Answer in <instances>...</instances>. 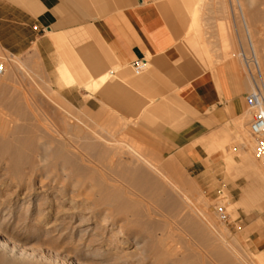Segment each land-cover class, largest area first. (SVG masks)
I'll return each instance as SVG.
<instances>
[{
	"label": "rangeland",
	"instance_id": "1",
	"mask_svg": "<svg viewBox=\"0 0 264 264\" xmlns=\"http://www.w3.org/2000/svg\"><path fill=\"white\" fill-rule=\"evenodd\" d=\"M220 1L226 15V26L219 27L220 36L226 38L229 34L234 40L233 61L249 81L250 93L257 87L264 91V0ZM226 46L223 40L222 50L228 52ZM0 62L6 65V73L0 79V99L3 97L0 118L13 122V129H20L14 138L26 137L23 132L26 127L32 133L26 137L31 141H27L24 151L17 141L13 142L17 137L11 138L16 144L11 151L22 150L21 154L8 152L0 143L1 242L12 240L28 254L46 260L55 258L65 264H237L236 260L238 264L240 261L243 262L240 264H264V168L255 158V144L249 129L252 116L246 104L243 117L233 120L220 136L205 140L204 167L189 169L188 163L172 153L159 138L143 130L134 120L123 119L100 100L93 102L91 108L70 103L52 89L36 57L13 56L0 46ZM91 92L99 93L95 89ZM69 113L83 120L85 133L66 134ZM58 134L71 146L68 151L74 162L69 161L74 164L69 163L70 170L80 168L72 173L67 164L66 171L72 174L63 172L67 178L60 176L52 187L50 179L54 173L59 174L57 165L64 164V159L57 163L52 160L47 166L38 164L34 156L37 157L39 153L35 154V150L44 142L50 145L51 151L55 150L60 141ZM35 162L36 166L54 172L49 180L42 179L40 172L32 175L31 164ZM86 171L95 180L91 177L92 182L88 180ZM84 174L88 179L81 176ZM100 174L103 179H99ZM28 176L33 180L29 181ZM25 182L31 183L26 186ZM41 186L49 187V191L40 193ZM16 189L18 196L13 198ZM70 193L74 208H90L93 214L78 215L72 207L65 206L66 216H73V220L71 217L66 220L67 229L51 235L48 232L45 238L24 225L25 219L29 221L36 216L37 206L44 199L50 195L62 199ZM184 194L194 206H187ZM218 203L226 206L230 216L225 224L214 214ZM86 230L89 234L84 235ZM87 236L88 241L102 240V245H95L90 252L105 256L104 260L81 257L88 252L79 240ZM259 238L261 242L257 245L255 241ZM221 239L223 244L219 243ZM233 253L238 254V259Z\"/></svg>",
	"mask_w": 264,
	"mask_h": 264
},
{
	"label": "crops",
	"instance_id": "2",
	"mask_svg": "<svg viewBox=\"0 0 264 264\" xmlns=\"http://www.w3.org/2000/svg\"><path fill=\"white\" fill-rule=\"evenodd\" d=\"M223 8L220 0H0V46L36 57L73 105L100 100L197 169L205 140L245 115L251 90L234 40L220 36Z\"/></svg>",
	"mask_w": 264,
	"mask_h": 264
},
{
	"label": "bare ground",
	"instance_id": "3",
	"mask_svg": "<svg viewBox=\"0 0 264 264\" xmlns=\"http://www.w3.org/2000/svg\"><path fill=\"white\" fill-rule=\"evenodd\" d=\"M5 75V74H4ZM2 92H3V89H2ZM0 96H1V94H0ZM1 99H3V97H1ZM1 99H0V101H1ZM2 103H3V100H2ZM1 104V103H0ZM6 108V107H5ZM62 111V110H61ZM64 112V111H63ZM66 113V112H65ZM64 113V114H65ZM63 114V115H64ZM67 114V113H66ZM70 114V113H69ZM57 115V114H56ZM67 117V116H66ZM68 117H70V118H72V119H70L69 118V123L67 124L69 127H67V129L66 130H64L65 132H66V134L69 136V134L71 133V131H74V132H76V134L78 133V134H83V133H85L84 132V124L82 123V121H81V119L80 118H78L77 116H76V118H73L72 116H71V114H70V116H68ZM6 119V118H5ZM5 119H1L0 118V143L3 145V147H4V149H8V152H10L11 151V149H13L14 148V146H16V144L14 145L13 144V142L15 143V141H17L18 142V144H19V147H21V146H23V151H24V149H25V147L27 146L26 144H27V141L28 140H30L31 141V139H29V138H26L27 137V135L29 134L30 136H32L31 134H30V132L28 133V131H29V129L26 127V129L25 128H23V132L24 133H26L27 135H26V137H24V135H23V138L22 137H20V138H22L23 139V145H21L22 143V139L20 140V138L18 137V136H16L15 138H14V136H15V133L16 132H18L20 129L18 128V129H13L14 127H12L11 125L13 124V122H11V121H9V120H5ZM55 120V119H54ZM67 120H66V122H67ZM59 125V124H58ZM86 126V125H85ZM87 127V126H86ZM56 128V127H55ZM88 128V127H87ZM28 129V130H27ZM54 129V128H53ZM53 129H51L50 130V132L51 131H53ZM92 129V128H91ZM90 129V130H91ZM73 132V133H74ZM23 133V134H24ZM19 134V133H18ZM20 134H21V131H20ZM91 134H93V133H91ZM90 134V135H91ZM28 135V136H29ZM62 135H64V134H62ZM71 135V134H70ZM95 135V134H94ZM21 136V135H20ZM66 136V135H65ZM79 136V135H78ZM84 136V135H83ZM82 136V137H83ZM57 137L60 139V141H59V143L57 144V148L55 149V150H53V151H51V149H49V146L47 145V144H45V142H44V145H42L41 147H39L38 149L36 148V152H35V154L38 152L39 154L37 155V157H36V155L34 156L35 158H36V160L38 159V164H40V163H43V165H47V166H49L48 165V163L49 162H51L52 160H55V162L56 161H58L59 159H64V164L63 163H61L60 165H57V166H60L59 167V174L58 175H55V173L51 170H49L50 172H48L47 171V169H45V168H43L42 169V166H40V165H42V164H40L39 166L41 167H39V166H36V164H37V162H35V164L34 163H32L31 164V169H30V171H31V173H32V175L34 174H36V173H38V172H40V177L43 179V178H45V179H48L49 180V178H50V175H52L53 173H54V176L50 179L51 181H52V187H53V185H54V183L56 182V180H58V178L60 177V176H62L63 177V179L64 178H67V175H64V173H66L67 171V169L68 170H70V161L72 160L73 161V159L70 157V153H69V151H68V148H70V147H68L69 146V144H68V146H67V144H66V139L63 137V136H61V135H57ZM92 138H93V136H91ZM11 138H14L15 140L13 141V139L11 140ZM32 138V137H31ZM90 138V137H89ZM91 138V139H92ZM98 139V138H97ZM101 139V138H100ZM100 139H99V141H100ZM35 140V139H34ZM47 140V139H46ZM13 141V142H12ZM93 141V140H92ZM101 141H102V139H101ZM105 141V140H104ZM29 142V141H28ZM109 143V142H108ZM50 144V143H49ZM95 144V143H94ZM97 145V144H96ZM34 146V145H33ZM32 146V147H33ZM116 146H117V144H116ZM96 147V146H95ZM2 148V147H1ZM16 150H18V149H16ZM16 150H14L15 152H17ZM34 150V149H33ZM14 151H11V152H14ZM21 152H17V154L18 153H22V150H20ZM85 151V150H84ZM14 152V155H16V153ZM1 153V152H0ZM34 154V153H33ZM11 155V154H10ZM13 154L11 155V156H14ZM18 156V155H17ZM139 156V155H138ZM16 157V156H15ZM19 157V156H18ZM14 158V157H13ZM12 158V159H13ZM34 158V159H35ZM77 159V158H76ZM75 159V160H76ZM10 160V159H9ZM70 160V161H69ZM78 160H80V159H78ZM83 160V159H82ZM142 160V159H141ZM6 161V160H5ZM35 160H33V162H34ZM143 161H144V159H143ZM40 162V163H39ZM74 162V161H73ZM83 162V161H82ZM145 162V161H144ZM57 163V162H56ZM70 163V164H69ZM76 163H81V161L80 162H77L76 161ZM148 164V166H149V163H148V160H146V162H145V164ZM54 164V163H53ZM67 164L69 165V167L68 168H66L67 167ZM72 164H74V163H72ZM71 164V165H72ZM84 165V164H83ZM152 165L150 164V166L149 167H151ZM40 168V170H37L38 168ZM74 167V166H73ZM83 167V166H82ZM82 167H81V170H82ZM84 167H85V169H86V166L84 165ZM153 167V166H152ZM77 168H80V167H77ZM75 169L74 168V170L76 171V170H78V169ZM72 169V168H71ZM92 169H94V168H92ZM154 169V168H153ZM156 169V168H155ZM171 169V168H170ZM56 170V169H55ZM80 170V169H79ZM90 170V169H89ZM165 170V169H164ZM57 171V170H56ZM55 171V172H56ZM66 171V172H65ZM71 171V170H70ZM69 171V173L67 172V174H72V173H75V171H71L70 172ZM91 171V170H90ZM93 171V170H92ZM91 171V172H92ZM96 171H97V169H96ZM99 171V170H98ZM171 171V170H170ZM64 172V173H63ZM30 173V172H29ZM82 173V172H81ZM92 173H94L95 174V172H92ZM97 173H99V172H97ZM101 174H103L102 172H101ZM100 174V177L102 176ZM27 175V174H26ZM28 175H30V174H28ZM38 175V174H37ZM74 175V174H73ZM73 175H71V177L73 176ZM89 177V179H88V177ZM86 175L84 174V175H81V176H85V178L87 177V179L88 180H90L91 181V179H90V177L93 179L94 177L90 174V173H88V171H86ZM91 175V176H90ZM99 175V174H98ZM160 175H162V173L160 174ZM24 176V175H23ZM95 176H97V175H95ZM163 176V175H162ZM16 177V176H15ZM19 177V176H18ZM29 177V176H28ZM70 177V178H71ZM98 177V176H97ZM24 178V177H23ZM35 178V177H34ZM38 178V177H37ZM61 178V177H60ZM69 178V177H68ZM84 178V177H83ZM99 178V177H98ZM163 178L165 179V176H163ZM11 179V178H10ZM32 179V176H30L29 177V181ZM99 179H103V176L101 177V178H99ZM98 179V180H99ZM22 180V179H21ZM25 180H28V179H26V177H25ZM33 180V179H32ZM39 180V179H38ZM65 180V179H64ZM63 180V181H64ZM94 180H95V178H94ZM97 180V179H96ZM7 181V180H6ZM20 181V180H19ZM75 181V180H74ZM84 181V180H83ZM87 181V180H86ZM103 181V180H102ZM46 182V181H45ZM49 182V181H48ZM82 182V181H81ZM92 182V181H91ZM96 182H98V181H96ZM23 183H24V181H23ZM28 183H31V182H25V184H26V186H27V184ZM58 183V182H57ZM60 183V182H59ZM73 183V182H72ZM78 183V182H77ZM99 183H100V181H99ZM168 183H169V181H168ZM7 184V183H6ZM9 184H11V183H9L8 182V186H9ZM41 184H43L42 182H41ZM172 184V183H171ZM48 185H49V183H48ZM58 185V184H57ZM88 185V184H87ZM103 186H105V188L107 189L108 188V186H106V184L104 185V183L102 184ZM177 185V184H176ZM7 186V185H6ZM11 186V185H10ZM35 186V185H34ZM51 186V185H50ZM96 186V185H95ZM32 187V186H31ZM38 187V186H37ZM100 187H102V186H100ZM99 187V189L101 190V188ZM177 187V186H176ZM33 188V187H32ZM35 188V187H34ZM75 188V187H74ZM92 188V187H91ZM104 188V187H103ZM102 188V189H103ZM175 188V187H174ZM30 189V188H29ZM37 189V188H36ZM41 192L40 193H46V192H48L49 191V187H39L38 188ZM55 190V189H54ZM53 190V191H54ZM58 190V189H57ZM77 190V189H76ZM95 190V189H94ZM18 189H16L15 190V192L12 194V196H13V198H16L18 195H17V193H18ZM29 191V190H28ZM30 191H33V189L32 190H30ZM107 191V190H106ZM105 191V192H106ZM114 191H116V192H118L119 194H120V192H119V190L117 191V190H115L114 189ZM77 192V191H76ZM88 192V191H87ZM99 192V191H98ZM101 192H104L103 190L101 191ZM104 192V193H105ZM39 193V192H38ZM100 193V192H99ZM77 194V193H76ZM103 194V193H102ZM113 194V195H112ZM112 196H114L115 195V192L113 193V191H112ZM30 195V194H29ZM57 195H59V194H57ZM67 195H69V194H67ZM116 195H117V193H116ZM11 196V197H12ZM47 196V195H46ZM49 196V195H48ZM111 196V197H112ZM184 196H185V194H184ZM183 196V197H184ZM71 197H73V196H71V193H70V196H66V195H64L63 197H62V199H56L55 197H52L51 195L47 198V199H44V202L42 203V204H38V213L36 214V216L34 217V218H29V221H28V219H27V221H26V219H25V222H24V225L25 226H28L27 228H30L31 230H35V233H37V235L38 236H42V238H45V237H47L48 236V234L50 233V235H51V233L52 232H59V231H63V230H65V229H67L66 228V226H67V222H66V220L67 219H70V217L71 216H66L67 214L65 213V209H64V207L65 206H69V207H72L73 208V212H75L76 214H78V215H80V213H82L83 215H90L92 212H91V210H90V208H86L85 207V209L82 207V209L81 208H74L73 207V205H74V203H73V201L70 199ZM77 198V197H76ZM114 198V197H113ZM112 198V199H113ZM42 201V200H41ZM79 201V200H78ZM110 201V200H109ZM185 201H186V203H187V206L189 205L190 207H192V206H194L193 205V203H192V201H191V199H189L187 196H185ZM2 203V202H1ZM76 203V202H75ZM80 203V202H79ZM107 203H110V202H108V200H107ZM3 204V203H2ZM29 204V203H28ZM82 204V203H81ZM1 205V204H0ZM30 205V204H29ZM28 205V206H29ZM82 205H84V204H82ZM112 205V204H111ZM108 206H110V205H108ZM30 208V207H29ZM29 208H27V210H29ZM68 209V208H67ZM189 209V208H188ZM72 210V209H71ZM71 210H70V212H71ZM90 210V211H89ZM193 210V209H192ZM88 211V212H87ZM93 211V210H92ZM191 211V210H190ZM67 212H68V210H67ZM69 213V212H68ZM74 213V214H75ZM93 214V213H92ZM24 215V214H23ZM103 216V215H102ZM28 217V216H27ZM73 216L71 217V220H73ZM87 218V217H86ZM204 218H205V216H204ZM51 219H53V221H52V223L50 224V220ZM206 219V218H205ZM207 220V219H206ZM86 220L84 219V221H83V223L85 222ZM102 221H104V220H102ZM23 222V221H22ZM22 222H20L21 224H23ZM30 222V223H29ZM210 222V221H209ZM69 223V222H68ZM17 224H19V222H17ZM211 225V224H210ZM215 227V226H214ZM213 228V227H212ZM43 232H44V234H43ZM49 232V233H48ZM211 232V231H210ZM84 233V235H87V234H89V232L86 230V231H84L83 232ZM117 233H119V232H117ZM216 233V232H215ZM218 233V232H217ZM214 234V233H213ZM215 235V234H214ZM218 235H220V233L218 234ZM114 236V235H113ZM216 236V235H215ZM91 238V237H90ZM93 238V237H92ZM218 238V237H217ZM88 239H89V236H87V237H84V238H80V240H79V243H80V245H82L84 248H86L87 249V251L86 252H88L86 255H84V256H81L83 259H90V260H93V259H99V260H104L103 259V257H105V256H103V255H98V256H95L94 254H91V252H90V250L95 246V245H102V243L103 242H101L99 239H92V240H89L88 241ZM220 239V238H219ZM10 240V239H9ZM47 240H48V238H47ZM50 240V239H49ZM223 239H221L220 241H219V243L222 241ZM47 242V241H46ZM111 242V241H110ZM110 244H112V243H110ZM110 244H107V247L109 248L110 247ZM222 244H223V241H222ZM48 245V244H47ZM227 245H228V243H227ZM166 247H168V246H166ZM107 248V249H108ZM110 249V248H109ZM166 249V248H165ZM163 250V249H162ZM167 250V249H166ZM168 250H169V247H168ZM167 250V251H168ZM172 252V251H171ZM233 252V251H232ZM236 252V251H235ZM171 254V253H170ZM83 255V254H82ZM108 255V254H107ZM106 255V256H107ZM110 255V254H109ZM166 255V254H165ZM233 255H236V254H234L233 253ZM238 255V254H237ZM236 255V256H237ZM167 256V255H166ZM236 256H234V257H236ZM237 259H238V256L236 257ZM235 258V259H236ZM47 258H42V257H40V258H38V257H36V256H34V255H32V254H28V253H26V252H24L23 251V249H20L19 248V246L14 242V241H12V240H10V241H6V242H1L0 241V264H65V263H63V262H60V261H58L57 259H55V258H49L50 260H46ZM161 260H162V258H161ZM165 260V259H164ZM163 260V261H164ZM51 261H53V263L51 262ZM241 262V261H240ZM240 262H239V264H240ZM236 263L238 264V262H237V260H236ZM241 263H243V262H241ZM165 264V263H164Z\"/></svg>",
	"mask_w": 264,
	"mask_h": 264
},
{
	"label": "built area",
	"instance_id": "4",
	"mask_svg": "<svg viewBox=\"0 0 264 264\" xmlns=\"http://www.w3.org/2000/svg\"><path fill=\"white\" fill-rule=\"evenodd\" d=\"M133 67L135 75H141L145 69V64L136 62ZM5 73L6 65L0 62V79ZM245 102L247 110L252 116L249 129L255 144V158L264 168V91L257 87L252 93L246 96ZM214 214L218 220L224 224L230 219L226 206L223 203H218L215 206Z\"/></svg>",
	"mask_w": 264,
	"mask_h": 264
}]
</instances>
